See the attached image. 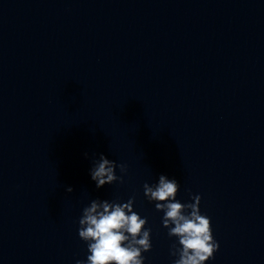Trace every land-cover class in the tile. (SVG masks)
<instances>
[{
	"label": "water",
	"instance_id": "water-1",
	"mask_svg": "<svg viewBox=\"0 0 264 264\" xmlns=\"http://www.w3.org/2000/svg\"><path fill=\"white\" fill-rule=\"evenodd\" d=\"M160 175L201 196L206 264H264V0H0V264L86 261L83 209L131 197L173 264Z\"/></svg>",
	"mask_w": 264,
	"mask_h": 264
},
{
	"label": "clouds",
	"instance_id": "clouds-1",
	"mask_svg": "<svg viewBox=\"0 0 264 264\" xmlns=\"http://www.w3.org/2000/svg\"><path fill=\"white\" fill-rule=\"evenodd\" d=\"M87 158L88 154L85 153ZM119 168L122 175H116ZM125 164H117L103 154L93 160L90 176L97 188L124 183ZM144 196L154 202L155 209L163 212L162 225L168 236L176 237L170 255L178 257L173 264H206L219 249L211 220L200 211V195L190 197L192 202L177 200L180 184L175 179L160 175L158 183L143 185ZM67 192L73 189L68 187ZM135 197L125 203L109 200H91L79 219V238L87 243V259L76 264H144L143 253L152 248L151 229L147 218L133 210Z\"/></svg>",
	"mask_w": 264,
	"mask_h": 264
}]
</instances>
